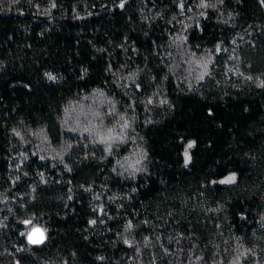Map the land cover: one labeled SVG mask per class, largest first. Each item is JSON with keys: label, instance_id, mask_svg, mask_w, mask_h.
<instances>
[{"label": "trees", "instance_id": "trees-1", "mask_svg": "<svg viewBox=\"0 0 264 264\" xmlns=\"http://www.w3.org/2000/svg\"><path fill=\"white\" fill-rule=\"evenodd\" d=\"M0 264H264V0H0Z\"/></svg>", "mask_w": 264, "mask_h": 264}, {"label": "snow or ice", "instance_id": "snow-or-ice-1", "mask_svg": "<svg viewBox=\"0 0 264 264\" xmlns=\"http://www.w3.org/2000/svg\"><path fill=\"white\" fill-rule=\"evenodd\" d=\"M193 144H194V142L189 143L188 147L191 148L193 146ZM186 155H187V153H186ZM235 179H236L235 175H232V176L227 177L224 180H221L220 183H232L235 181ZM92 223H95V221H93ZM33 231L36 233H39V238H34L33 235L29 234V236H28L29 242L33 243V244L44 243V234H43L42 230L34 229Z\"/></svg>", "mask_w": 264, "mask_h": 264}, {"label": "rangeland", "instance_id": "rangeland-1", "mask_svg": "<svg viewBox=\"0 0 264 264\" xmlns=\"http://www.w3.org/2000/svg\"><path fill=\"white\" fill-rule=\"evenodd\" d=\"M40 230H41V229H40ZM42 232H43V231H42ZM43 234H44V232H43ZM34 235H35L36 238H39V233H36V232H35ZM44 241H45V234H44Z\"/></svg>", "mask_w": 264, "mask_h": 264}, {"label": "water", "instance_id": "water-1", "mask_svg": "<svg viewBox=\"0 0 264 264\" xmlns=\"http://www.w3.org/2000/svg\"><path fill=\"white\" fill-rule=\"evenodd\" d=\"M33 237L36 238L35 235H33Z\"/></svg>", "mask_w": 264, "mask_h": 264}]
</instances>
